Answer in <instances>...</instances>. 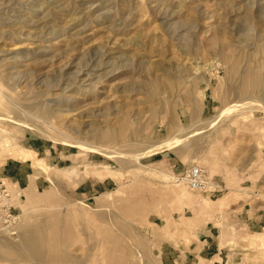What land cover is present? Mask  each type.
<instances>
[{
	"label": "rangeland",
	"instance_id": "obj_1",
	"mask_svg": "<svg viewBox=\"0 0 264 264\" xmlns=\"http://www.w3.org/2000/svg\"><path fill=\"white\" fill-rule=\"evenodd\" d=\"M261 73L264 0H0V264H264Z\"/></svg>",
	"mask_w": 264,
	"mask_h": 264
},
{
	"label": "built area",
	"instance_id": "obj_2",
	"mask_svg": "<svg viewBox=\"0 0 264 264\" xmlns=\"http://www.w3.org/2000/svg\"><path fill=\"white\" fill-rule=\"evenodd\" d=\"M178 180L185 184L190 190L197 192H208L213 189V184L210 182L205 172L199 166H192L178 177ZM7 194L0 193V225L13 223L16 218L12 214L11 206L7 204Z\"/></svg>",
	"mask_w": 264,
	"mask_h": 264
},
{
	"label": "bare ground",
	"instance_id": "obj_3",
	"mask_svg": "<svg viewBox=\"0 0 264 264\" xmlns=\"http://www.w3.org/2000/svg\"><path fill=\"white\" fill-rule=\"evenodd\" d=\"M260 74V73H259ZM262 75L260 76V75H258L257 74V76H260L262 79L264 78V73H261ZM257 77H255V79H256ZM260 79V78H259ZM261 80V79H260ZM253 81H254V79H253ZM168 144H169V142L168 143H163L161 146H168ZM159 147H160V145H159Z\"/></svg>",
	"mask_w": 264,
	"mask_h": 264
},
{
	"label": "crops",
	"instance_id": "obj_4",
	"mask_svg": "<svg viewBox=\"0 0 264 264\" xmlns=\"http://www.w3.org/2000/svg\"><path fill=\"white\" fill-rule=\"evenodd\" d=\"M183 194V193H182Z\"/></svg>",
	"mask_w": 264,
	"mask_h": 264
}]
</instances>
